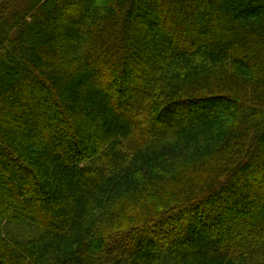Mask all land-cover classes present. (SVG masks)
<instances>
[{
    "label": "trees",
    "instance_id": "trees-1",
    "mask_svg": "<svg viewBox=\"0 0 264 264\" xmlns=\"http://www.w3.org/2000/svg\"><path fill=\"white\" fill-rule=\"evenodd\" d=\"M0 264H264V0H0Z\"/></svg>",
    "mask_w": 264,
    "mask_h": 264
},
{
    "label": "rangeland",
    "instance_id": "rangeland-1",
    "mask_svg": "<svg viewBox=\"0 0 264 264\" xmlns=\"http://www.w3.org/2000/svg\"><path fill=\"white\" fill-rule=\"evenodd\" d=\"M68 21H70L73 25H75L76 23H80L81 20L78 17V18H75V19H73V18L72 19H68ZM95 77H96V74L93 72L92 75H91V77L89 79H86L85 80V83H88V85L89 84H94L95 81H96V78ZM188 111L187 110H183V112H185V113H187ZM200 120H202V118L200 117V114L194 115V117H190V116L187 115V116H185L184 118H182L180 120H178V119L177 120H174V122L172 124H170L169 127H166L164 130H174V129H177V128L181 127V125H183V124H185L187 122H190V123H193L194 122V125H195V123L197 124V121L199 122ZM61 126L63 128L64 125L61 124ZM153 130L154 131H157L158 130V127H153ZM77 179L78 178L75 175H71V180H73V181H69L68 183L75 185V183H76L75 181ZM80 180L81 179H79V181ZM63 217L65 219H67V214L66 213H63ZM62 224H63V222H62Z\"/></svg>",
    "mask_w": 264,
    "mask_h": 264
}]
</instances>
